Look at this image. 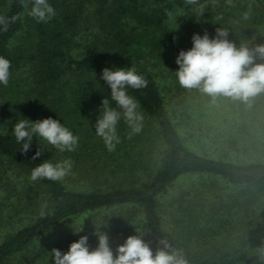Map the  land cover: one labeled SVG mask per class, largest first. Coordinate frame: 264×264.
Returning <instances> with one entry per match:
<instances>
[{
  "label": "rangeland",
  "instance_id": "1",
  "mask_svg": "<svg viewBox=\"0 0 264 264\" xmlns=\"http://www.w3.org/2000/svg\"><path fill=\"white\" fill-rule=\"evenodd\" d=\"M258 1L255 11L264 14V0ZM91 2L93 0H57L59 7L66 11L67 7L74 8L78 4L92 9L94 3ZM248 2L249 0H233V6H228L226 0H218L213 6L211 0H199L197 5H187L185 0H170L167 4H158L154 0H123V3L130 7L137 5L140 9L138 14H150L153 8H172L169 19L165 22L172 37L180 31L192 30L197 22L206 23V26L211 25L215 23V16L231 19L253 11L252 9L244 11L240 8ZM204 3L208 6L200 15L197 9L199 4ZM119 4L120 1L115 2V8ZM87 11L89 10H85ZM113 13L116 16L120 14L117 10H113ZM125 22L126 30L136 25L130 17H126ZM250 29H253L256 41L263 40L264 17L258 26L254 25ZM77 30L78 46H74L71 55L81 53L85 45H83L85 27L79 26ZM161 33L164 35V32ZM129 44H132L133 49L139 47L135 42ZM150 45L145 48L139 47L142 51L137 52V55L132 50L126 56L119 55L113 49L107 52L106 59L119 69L143 67L151 71L159 85L169 116L175 123L184 144L190 150L234 163L264 161V94L257 95L248 104H244L225 97H218L213 101L211 97L197 89L181 88L175 75L179 66L175 62L172 67L173 55L168 54V57L162 56V61L158 60V55L153 56L154 51L151 50ZM161 52L163 53L164 50ZM67 78H70V83L75 80L74 75L66 72L63 76L65 85L61 83L59 89L52 87L44 91L41 85L35 87L32 82L26 83L20 91L19 102L24 104L27 114L21 113L15 123H10L9 118H6L8 123L3 125L2 131L11 132L17 121L23 118L35 122L51 117L59 120L64 126L69 119ZM26 94L32 95V105L26 106L24 101ZM108 96L111 98V89ZM55 99L61 103V107L50 108V101ZM109 102L112 107H116L112 101ZM0 109H2L1 104ZM52 109L53 111L56 109L57 112L52 113ZM99 115L100 112L97 111L85 126L76 125L77 130L85 134L95 132L94 125ZM130 131L121 119L117 125V135L123 138L121 144L126 149L123 151L128 155V163L130 162L127 168L123 170L119 168L117 171L125 180L123 186L128 185L130 180L137 179L138 182L135 183L139 184L147 179L160 160L163 148L162 140L156 135V129L147 119H143L142 131L139 134L129 138ZM40 141L44 162L50 160L55 164L65 159L73 161L71 173L61 181L67 188L73 190L109 188L104 181L106 174L99 170L100 162H105L107 159L106 151L104 153L101 145L91 142L90 137L81 140L82 144H79L74 152H59L52 146H43L45 142L41 138ZM19 172L18 169L0 161V240L6 233L32 222L45 204L41 189H37L35 182L31 180H22V173ZM248 199L255 209L250 217L246 211ZM263 203L264 195L254 189L229 184L214 176L186 175L178 179L160 197L166 240L173 248L182 251L188 264H201L203 259L199 258H211L217 264L220 258H222L220 264H264V225H258L260 213L264 209ZM252 207L249 206L250 210ZM141 215L140 207L124 205L70 217L49 233L37 238L28 249L13 257L10 264H54L51 255L53 248L66 253L71 243L85 235L88 237L89 250H94L98 247L96 232L108 235L109 246L115 255L117 247L129 236L139 234L145 241ZM126 219L129 222L122 223ZM194 233L196 234L190 239L185 236Z\"/></svg>",
  "mask_w": 264,
  "mask_h": 264
},
{
  "label": "trees",
  "instance_id": "2",
  "mask_svg": "<svg viewBox=\"0 0 264 264\" xmlns=\"http://www.w3.org/2000/svg\"><path fill=\"white\" fill-rule=\"evenodd\" d=\"M117 1H120V4L115 8L114 3ZM154 1L158 4L170 2V0ZM48 2L54 7L56 15L47 23H42L27 15L20 0H0V17L11 21L12 17L24 13L15 22L9 23L6 31L4 26L0 25V56L11 62L9 83L6 87L0 85V104L2 105L0 109V161L18 169L19 173H22V180L25 181L30 180L32 169L44 162L42 155L32 160L38 146L41 147L40 137L34 136L30 150L27 154H22L20 148L23 142L17 143L12 131H2L3 125H7L8 118L10 123H15L21 113L27 114L24 104L19 102L20 91L26 83L32 82L35 87L41 85L42 91L52 87L59 89L61 83L65 85L63 76L67 72V74L74 75L75 80L70 83V78H67L69 119L64 126L79 137V144H82L81 140L84 141L90 137L91 142L101 145L102 151H106L107 159L105 162H100L99 170L106 174L104 181L109 188L106 190H73L67 188L61 181L53 182L47 179L36 181L37 189H41L40 192L45 197V204L32 222L2 237L0 264H10L13 257L28 249L37 238L49 233L70 217L102 208L124 205L141 208V226L145 242L155 254L157 247H162L158 241L166 239L160 197L178 179L186 175L218 177L229 184L251 188L264 195V161L234 163L218 160L196 153L184 144L165 107L158 83L151 71L146 68L136 67L135 71L144 76L148 81V86L140 90L128 88L127 91L129 95L138 100L144 119L154 126L156 135H159L163 144L161 158L147 179L139 184L135 183L137 179L130 180L128 185L123 186L125 180L118 175L117 171L119 168L123 170L130 165L128 155L126 152L124 154L126 149L121 144L123 138L119 137L120 143L116 145L114 151H108L100 137L97 136L95 139L94 131L85 134L81 133V130L78 131L76 127V125H87L90 117L94 116L97 111L100 112L103 99L107 98L112 101L108 96L109 85L101 79L102 70L119 68L106 59L108 51L114 49L119 55L126 56L132 50L137 55V52L142 51L141 48L151 44V50L154 51L153 56L158 55V60L162 61V56L173 55V67L179 52L192 48L193 34L203 36L207 32L210 38H214L216 29L219 27L229 31L228 39L237 47L241 45L254 47L257 43L264 44V39L256 41L253 29H250L254 25L258 26L264 17L261 11H255L258 0H249L247 5L240 6L244 11L253 10L250 11L247 20L243 19V14L231 17V19L225 16H215V23L206 26V23L197 22L192 30L180 31L173 37L165 24L169 19L171 7V9L153 8L150 14H138L140 9L137 5L130 7L125 5L123 0H93L92 9H87L86 6L81 7L78 4L74 8L67 7V11L59 7L57 0H48ZM85 10L89 11L85 12ZM113 10L119 11L120 14L116 16ZM126 17L135 21L134 28L126 30ZM79 26H84L86 29L83 40L84 49L78 55H71L70 52L74 46H78L76 30ZM161 32H164V35ZM157 33L159 34L156 37ZM132 42L141 48L133 49L132 44H129ZM162 50H164L163 53ZM256 62L264 61L257 60ZM24 101L26 106L32 105V95L26 94ZM112 103L115 105L114 101ZM56 106L61 107L57 99L50 101V108H56ZM54 111L52 109V113ZM112 179L113 181H110ZM108 180L109 182H106ZM250 202L249 200L246 203L249 217L255 211ZM249 206L252 207L251 210ZM128 222V219L122 221L124 224ZM262 224L264 225V209L260 213L258 222V225ZM195 234H185V236L190 239ZM199 259H203L201 264H217L211 258ZM221 259H218V264L221 263Z\"/></svg>",
  "mask_w": 264,
  "mask_h": 264
},
{
  "label": "clouds",
  "instance_id": "3",
  "mask_svg": "<svg viewBox=\"0 0 264 264\" xmlns=\"http://www.w3.org/2000/svg\"><path fill=\"white\" fill-rule=\"evenodd\" d=\"M199 0H185L187 5H197ZM213 6L218 0H211ZM228 6H233V0H226ZM27 15L37 22L47 23L55 17L56 11L48 0H20ZM30 10H29V6ZM208 5L199 4L197 11L200 15L205 12ZM24 13L11 18V21L0 17V25L6 31L8 24L15 22ZM250 12L243 14L247 20ZM229 31L225 28H217L216 36L210 38L207 32L203 36L193 34L192 48L181 50L176 58L179 66L175 75L178 85L186 90L197 89L215 101L218 97L229 98L248 104L249 101L264 93V44L249 47L241 45L237 47L228 39ZM11 62L0 56V85L7 86L10 78ZM103 79L111 89V100L116 107H112L107 98L102 100L100 115L97 117L94 128L108 151H114L120 138L117 135V125L121 121L130 128L129 138L142 131L143 114L140 111L138 100L129 95L127 89H144L148 81L138 74L134 68L102 70ZM12 135L17 143H22L20 151L27 154L33 137H40L45 143L43 146H52L59 152H74L79 146V137L75 136L59 120L51 117L32 122L28 119H20L14 125ZM43 148L38 146L32 160L42 155ZM73 167V161L65 159L53 164L50 160L40 163L32 169L30 180L36 182L47 179L53 182L64 180ZM98 247L89 250L88 237L81 236L78 241L70 244L66 253L59 249H52L54 264H188L182 251L173 248L166 240L160 239L155 254L137 234L129 236L122 245H119L114 255L109 246V238L106 233L98 234Z\"/></svg>",
  "mask_w": 264,
  "mask_h": 264
}]
</instances>
